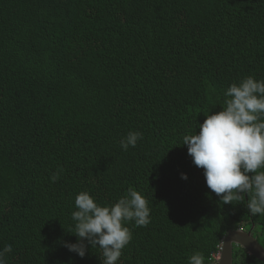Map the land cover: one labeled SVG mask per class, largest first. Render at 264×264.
Returning a JSON list of instances; mask_svg holds the SVG:
<instances>
[{"label":"trees","instance_id":"16d2710c","mask_svg":"<svg viewBox=\"0 0 264 264\" xmlns=\"http://www.w3.org/2000/svg\"><path fill=\"white\" fill-rule=\"evenodd\" d=\"M247 76L264 79V0H0L7 264H101L98 247L81 258L64 246L77 240L75 197L111 204L130 187L151 222H127L117 264H188L196 252L216 264L240 226L264 246V216L247 198L223 204L182 145ZM133 130L145 133L124 151ZM233 264L264 262L235 246Z\"/></svg>","mask_w":264,"mask_h":264},{"label":"clouds","instance_id":"9594fccd","mask_svg":"<svg viewBox=\"0 0 264 264\" xmlns=\"http://www.w3.org/2000/svg\"><path fill=\"white\" fill-rule=\"evenodd\" d=\"M224 95L227 99L222 110L203 112L206 119L198 122L195 134L183 137L182 145L187 146L193 163L203 169L207 187L223 204H237L247 198L248 212L264 216V79L247 76L239 83L233 82ZM142 133L145 131H129L120 141L121 148L127 151L130 146L135 147L143 138ZM58 178L59 171L51 176L53 182ZM181 178L187 180V173H182ZM75 207L71 216L76 223L71 233L77 240L65 241L64 246L81 258L89 245L98 247L102 250L101 264H117L122 250L131 242L132 231L127 222L134 221L137 227L151 222L149 202L134 187L111 204H100L88 191H81L75 197ZM253 226L231 231L251 230ZM224 238L215 256L216 264ZM11 251V244L0 249V264H7L6 254ZM188 264H205V257L196 252L189 256Z\"/></svg>","mask_w":264,"mask_h":264},{"label":"water","instance_id":"95a60500","mask_svg":"<svg viewBox=\"0 0 264 264\" xmlns=\"http://www.w3.org/2000/svg\"><path fill=\"white\" fill-rule=\"evenodd\" d=\"M254 226L251 230H233L224 238L223 248L218 264H233L234 245L244 247L249 254L264 262V246L253 234Z\"/></svg>","mask_w":264,"mask_h":264}]
</instances>
